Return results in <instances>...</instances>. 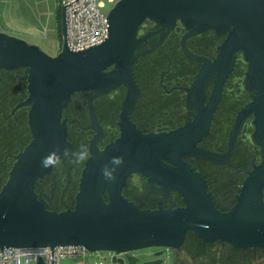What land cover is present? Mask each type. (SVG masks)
<instances>
[{
	"label": "water",
	"instance_id": "1",
	"mask_svg": "<svg viewBox=\"0 0 264 264\" xmlns=\"http://www.w3.org/2000/svg\"><path fill=\"white\" fill-rule=\"evenodd\" d=\"M61 18L62 49L54 57L0 32V70H25L28 98L18 107L29 108L33 138L17 156L0 192V249L51 248L53 264L58 247L127 254L115 257L113 264H163V250L180 252L193 233L204 245L264 250V162L249 174L236 204L220 211L204 176L183 161L186 157L216 160L197 147L207 133V129L199 131V120L168 134L144 135L129 125L122 138L103 152L93 146L72 210L51 211L35 193L36 183L54 168L41 167L42 158L54 149L71 150L63 113L74 95L93 91L100 96L124 85L128 89L124 115L134 109L140 91L132 67L145 41L139 38L140 28L149 20L169 28L180 21L194 34L229 33L217 63L222 66L236 52L242 53L248 64L246 87L255 92L244 116H254V140L264 149V0H118L107 18L108 38L79 52L67 44L65 7ZM223 79L216 87V100ZM113 156H122L124 165L115 182H106L101 169ZM133 172L167 192L176 191L184 206L142 210L129 202L122 193ZM150 248L162 249L155 254L158 259L141 263L131 255Z\"/></svg>",
	"mask_w": 264,
	"mask_h": 264
},
{
	"label": "flooded vegetation",
	"instance_id": "2",
	"mask_svg": "<svg viewBox=\"0 0 264 264\" xmlns=\"http://www.w3.org/2000/svg\"><path fill=\"white\" fill-rule=\"evenodd\" d=\"M228 35L214 30L194 34L180 21L172 28L153 20L145 22L139 32L145 41L132 67L140 91L134 109L124 115L128 95L124 85L100 96L93 91L74 95L63 113L71 146L66 150L84 145L90 153L93 146L103 152L122 138L123 128L129 125L144 135L168 134L199 120V131L207 129V133L197 147L216 160L186 157L183 161L204 176L216 207L229 211L249 174L264 162V149L254 140V116H244L255 92L246 87L248 64L242 53L236 52L222 66L217 63ZM0 76L1 84L5 80L0 88V186L4 187L10 167L33 138L29 108L18 107L28 98L25 70H0ZM222 78V91L216 100V87ZM62 161L35 185L38 199L56 212L74 209L88 162L73 166L67 156H62ZM122 194L142 210L184 206L179 193L167 192L135 172L128 176ZM193 254H209L208 264L264 261V250H241L222 243L204 245L197 238L193 245L186 242L176 256Z\"/></svg>",
	"mask_w": 264,
	"mask_h": 264
},
{
	"label": "rangeland",
	"instance_id": "3",
	"mask_svg": "<svg viewBox=\"0 0 264 264\" xmlns=\"http://www.w3.org/2000/svg\"><path fill=\"white\" fill-rule=\"evenodd\" d=\"M118 2V0H117ZM60 0H2L0 5V25L5 33L24 39L29 44L38 46L49 56H57L61 52L62 43V21ZM244 68L246 66L244 65ZM28 96V94H27ZM13 165L10 167V171ZM9 178V173L7 180ZM3 187L0 186V192ZM195 236L190 235L187 242L195 244ZM162 249L150 248L131 253L132 256L140 259V262L153 261L158 259L155 254ZM160 257L163 264H176V252L163 250ZM213 253V252H212ZM113 253L90 252L87 257H72L61 260L60 264H113ZM187 257L182 255L180 260L183 264H208L207 257L197 256V254ZM256 261L252 264L262 263Z\"/></svg>",
	"mask_w": 264,
	"mask_h": 264
},
{
	"label": "built area",
	"instance_id": "4",
	"mask_svg": "<svg viewBox=\"0 0 264 264\" xmlns=\"http://www.w3.org/2000/svg\"><path fill=\"white\" fill-rule=\"evenodd\" d=\"M1 3L2 0H0V5ZM116 3L117 0H60V6L66 8L69 49L79 52L105 41L108 38L107 18ZM0 32H4L1 25ZM2 250L3 264H40L41 262L53 264V249L51 248L36 251L15 248L0 249V264H2ZM89 253L83 247H58L54 249V264H60L65 258L87 257ZM107 253H113V260L115 257L122 258L127 255ZM257 264H264V262Z\"/></svg>",
	"mask_w": 264,
	"mask_h": 264
},
{
	"label": "clouds",
	"instance_id": "5",
	"mask_svg": "<svg viewBox=\"0 0 264 264\" xmlns=\"http://www.w3.org/2000/svg\"><path fill=\"white\" fill-rule=\"evenodd\" d=\"M62 155L69 157V163L73 166L84 164L91 158V153L87 146L82 145L79 149L74 151L54 149L48 155L42 158L41 167L52 168L62 165ZM124 165V158L122 156H113L110 158L108 164H105L101 169V175L106 182L116 181V172Z\"/></svg>",
	"mask_w": 264,
	"mask_h": 264
},
{
	"label": "trees",
	"instance_id": "6",
	"mask_svg": "<svg viewBox=\"0 0 264 264\" xmlns=\"http://www.w3.org/2000/svg\"><path fill=\"white\" fill-rule=\"evenodd\" d=\"M61 21H62V18H61V16H59V22L61 23ZM61 32H62V31H61ZM0 77L3 78L2 76H0ZM4 81H5V80L3 79L2 84L4 83ZM2 84L0 83V88H1V85H2ZM190 235H194V236H195V234L191 233V234L188 235V237H189ZM195 238H197V237L195 236ZM176 264H183L182 261L180 260V258H179L178 255L176 256Z\"/></svg>",
	"mask_w": 264,
	"mask_h": 264
}]
</instances>
